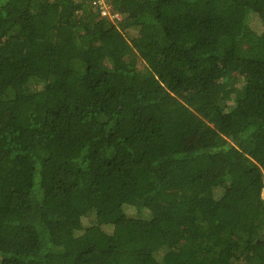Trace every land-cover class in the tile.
Wrapping results in <instances>:
<instances>
[{"label":"trees","instance_id":"trees-1","mask_svg":"<svg viewBox=\"0 0 264 264\" xmlns=\"http://www.w3.org/2000/svg\"><path fill=\"white\" fill-rule=\"evenodd\" d=\"M106 3L0 0V264H264V0Z\"/></svg>","mask_w":264,"mask_h":264},{"label":"built area","instance_id":"built-area-1","mask_svg":"<svg viewBox=\"0 0 264 264\" xmlns=\"http://www.w3.org/2000/svg\"><path fill=\"white\" fill-rule=\"evenodd\" d=\"M93 4L98 7L102 16L108 17L112 21L121 17L119 13H113L111 11L109 5L106 3V0H93Z\"/></svg>","mask_w":264,"mask_h":264},{"label":"rangeland","instance_id":"rangeland-1","mask_svg":"<svg viewBox=\"0 0 264 264\" xmlns=\"http://www.w3.org/2000/svg\"><path fill=\"white\" fill-rule=\"evenodd\" d=\"M229 105H230L231 108H233L235 106V103L231 102ZM263 198H264V190H263Z\"/></svg>","mask_w":264,"mask_h":264}]
</instances>
